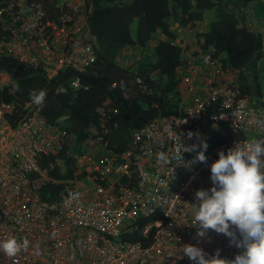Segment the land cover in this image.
<instances>
[{"label":"built area","instance_id":"2783aa9c","mask_svg":"<svg viewBox=\"0 0 264 264\" xmlns=\"http://www.w3.org/2000/svg\"><path fill=\"white\" fill-rule=\"evenodd\" d=\"M86 2L57 0L51 14L42 0L2 1L0 55L41 68L49 79L64 68L85 71L94 59ZM217 74L210 73L204 96L184 105L180 114L159 116L132 130L122 153L110 150L112 128L107 111L100 109L99 132L86 137L75 159L81 177L53 202L41 198L50 176L40 158L73 151L75 136L48 122L41 106L26 103L25 115L10 121V107L3 105L0 240L26 238L29 247L14 257L0 253V264H194L182 253L186 244L201 248L206 259L217 253V258L234 259L242 250L229 237L211 229L196 235L199 226L190 204L195 191L211 187L209 165L218 150L264 140V105L253 103L237 83L219 82ZM5 76L0 72V85L8 84ZM71 86L82 87L78 77ZM211 124H225L235 135L213 144ZM200 152L207 163L196 159ZM138 219H147L142 239H123Z\"/></svg>","mask_w":264,"mask_h":264},{"label":"trees","instance_id":"16d2710c","mask_svg":"<svg viewBox=\"0 0 264 264\" xmlns=\"http://www.w3.org/2000/svg\"><path fill=\"white\" fill-rule=\"evenodd\" d=\"M42 1L52 14L57 0ZM86 13L94 59L83 72L64 68L49 79L41 68L0 55V72L16 77L14 83L0 85V108L10 107L7 118L21 119L26 103L33 104L29 93L43 89L41 114L76 138L78 147L73 151L40 158L50 176L41 189V198L48 202L57 200L63 189L81 177L75 159L86 137L99 132L100 109L107 111L112 128L110 150L122 153L127 142L111 138L117 128L131 131L150 119L180 114L184 105L204 96V85L215 70L217 76L238 73L241 77L254 61L264 68V29L260 28L264 0H87ZM128 55L132 60L124 62ZM206 55L208 64L204 63ZM194 71L201 84L193 86L194 98L186 99ZM76 77L82 85L79 89L71 86ZM211 134L213 144L235 135L225 124H211ZM146 221L138 219L123 239L141 240V225Z\"/></svg>","mask_w":264,"mask_h":264},{"label":"clouds","instance_id":"9594fccd","mask_svg":"<svg viewBox=\"0 0 264 264\" xmlns=\"http://www.w3.org/2000/svg\"><path fill=\"white\" fill-rule=\"evenodd\" d=\"M29 96L35 106H42L46 91L32 90ZM192 135L188 133L189 138ZM201 147L206 149L207 144ZM183 148L180 141L177 156L181 160ZM217 156L209 165L211 187L195 191L190 204L199 226L196 235L203 237L211 229L229 237V243L242 251L230 261L217 258L218 253L206 259L204 251L191 244L184 245L182 253L194 264H264V140L252 139L245 148L218 150ZM196 159L207 163L203 152ZM28 247L26 238L0 240V253L8 257Z\"/></svg>","mask_w":264,"mask_h":264},{"label":"rangeland","instance_id":"374dc122","mask_svg":"<svg viewBox=\"0 0 264 264\" xmlns=\"http://www.w3.org/2000/svg\"><path fill=\"white\" fill-rule=\"evenodd\" d=\"M131 28L132 31H135L136 21L132 24ZM260 28L264 29V25H262ZM131 55H128L123 59V61L125 62L127 59V61H131ZM243 72L244 76L241 74V77L238 73H233L231 75L218 76L217 79L219 82L223 79H227L229 82L237 83L242 91H244L249 96L253 103H261L264 105V68L260 67L257 61H254L251 65H249L248 68L244 69ZM8 74L10 76L8 83H14L16 81V77L14 75L12 76L11 73ZM13 77H15V79ZM5 79H7V76H5ZM131 132L132 130L130 131L129 127H120L117 128L111 138L116 141L118 140L128 142Z\"/></svg>","mask_w":264,"mask_h":264},{"label":"crops","instance_id":"0c3cea01","mask_svg":"<svg viewBox=\"0 0 264 264\" xmlns=\"http://www.w3.org/2000/svg\"><path fill=\"white\" fill-rule=\"evenodd\" d=\"M181 34H183V33H181ZM184 39H187V36H184ZM195 72V71H194ZM197 72H195L194 73V76H193V80H192V82H193V85L191 84V88H189V91H188V93L186 94V99H190V98H194V97H191V96H194L195 95V92H196V90L195 91H193L194 90V88L195 87H193L194 85L195 86H197V87H200V84H201V82H199L200 80H201V78L199 79V80H197L196 78H197V74H196ZM3 74H5L6 76H7V79L8 80H10V76H9V74L8 73H3ZM196 74V75H195ZM227 80V79H226ZM199 82V83H198ZM229 83V82H228ZM8 84H10V83H8ZM199 97V96H198ZM198 97H195V99L196 98H198Z\"/></svg>","mask_w":264,"mask_h":264}]
</instances>
